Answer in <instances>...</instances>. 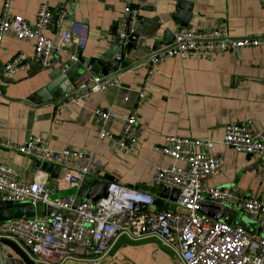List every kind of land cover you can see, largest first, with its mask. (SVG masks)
<instances>
[{
  "label": "crops",
  "instance_id": "obj_1",
  "mask_svg": "<svg viewBox=\"0 0 264 264\" xmlns=\"http://www.w3.org/2000/svg\"><path fill=\"white\" fill-rule=\"evenodd\" d=\"M132 1L139 20L133 36L135 41L125 46L117 72L108 75L117 77L119 85L94 93L79 103L61 105L73 95L75 81L83 72L82 66L70 63L65 54L52 53L45 67L31 63L26 69L3 77L4 66L14 56L24 53L30 58L33 52L30 42L19 41L11 35L3 36L0 49V141L21 146L29 137H39L52 150L92 153L101 169L89 179L86 188L93 181L109 177L130 189L156 197L162 190L152 185L154 169L166 168L172 161L153 148L162 145L166 137L210 140L215 142L211 153L221 159L222 171L207 180V185L264 200V188L258 180L261 157L236 152L220 144L228 125L264 130V45L209 58L176 57L156 65L146 99L136 111L138 138L128 151L99 140L93 118L95 110L109 108L115 117L108 129L113 135L119 134L123 120L136 107L137 93L150 57L157 48L165 46L162 43L165 33L172 35L176 28H182L179 21L173 19L180 2L191 8L188 29L211 30L220 24L230 38H264V0ZM2 3L0 0V9ZM41 4H47L53 15L64 11L65 25L73 21L88 25L82 58L93 62L98 72L102 71L99 62L115 61L122 13L119 0H11L10 13L34 22ZM42 34L45 37L52 35L50 30H44ZM67 47L72 48L70 44ZM67 71L70 75L65 84L61 78ZM58 81L59 88L54 90ZM41 90L53 95L55 102L29 103L28 99ZM0 164L16 171L24 182L33 179L37 168V162L32 158L5 148H0ZM48 189L54 199L77 193L75 188L51 177ZM171 204L164 200L162 208L170 209ZM1 245L23 260L9 244ZM87 264L178 263L172 253L155 240L130 242L121 238L109 255Z\"/></svg>",
  "mask_w": 264,
  "mask_h": 264
},
{
  "label": "built area",
  "instance_id": "obj_2",
  "mask_svg": "<svg viewBox=\"0 0 264 264\" xmlns=\"http://www.w3.org/2000/svg\"><path fill=\"white\" fill-rule=\"evenodd\" d=\"M122 5L118 51L115 61L123 60V51L138 27V11L132 0H119ZM264 5V1H263ZM11 0H3L0 9V49L2 38L32 44V56L18 53L4 68L3 77L26 69L31 63L45 67L52 53L67 56L72 64L82 66L75 81L74 95L62 106L85 101L94 93L118 86L117 77L102 76L93 62L84 60L82 52L88 38V25L73 21L65 25L64 11L53 15L47 4H41L34 22L11 15ZM50 30L51 37H45ZM68 44L72 48H68ZM264 45V38H230L223 25L211 30L176 28L169 45L156 49L150 57L146 75L137 93L135 109L123 120L118 135H113L109 123L113 112L98 109L93 112L97 138L130 150L136 144L137 108L147 96L153 68L171 59L188 57L209 58L242 48ZM225 147L247 155H258L262 161L259 180L264 188V130L253 131L244 125H228L220 142ZM215 142L192 138L166 137L153 150L170 158L174 164L154 169L151 182L160 190L177 191L174 209L157 208L154 196L110 182L106 197L97 201H82L76 195L51 198L48 189L50 175L39 167L33 179L24 182L16 171L0 164V195L2 201L27 205L34 216L0 222V244H10L31 264H65L67 261L95 263L109 255L121 238L130 242L155 240L172 253L178 264H264V200L240 196L229 189L211 188L205 182L222 171L221 159L211 153ZM0 148L13 150L38 162L52 165L57 180L77 191L85 187L101 169L94 154L80 150H52L39 137H29L16 146L0 141ZM213 202L237 209L255 227L227 224L199 212L203 202ZM145 206L144 210L140 206ZM53 207V217H46ZM41 208V214L37 213ZM239 222V221H238Z\"/></svg>",
  "mask_w": 264,
  "mask_h": 264
},
{
  "label": "water",
  "instance_id": "obj_3",
  "mask_svg": "<svg viewBox=\"0 0 264 264\" xmlns=\"http://www.w3.org/2000/svg\"><path fill=\"white\" fill-rule=\"evenodd\" d=\"M178 12L173 16L174 20L179 21V26L182 28H186L189 25V22L192 18L191 8L189 5L180 2L178 5ZM135 41L134 37L129 38L128 44ZM172 41V35L170 33H165L162 43L164 45H169ZM98 65L102 68L101 75L108 76L111 72H117L120 64L116 61H108V62H99ZM70 75V72L67 71L64 73V77L61 80L62 82H66V78ZM66 84V83H65ZM54 90H58L59 81L55 83ZM74 90V88H73ZM74 95V92H73ZM72 95V96H73ZM71 97V96H70ZM54 96L48 95L47 90H41L34 94L32 97L28 99V102L34 105H44V104H52L55 102ZM37 167L40 166L41 169L45 170L52 179L57 178V170L52 168V165L42 163L39 165L37 162ZM113 180L109 177H105L103 180L93 181L91 185L86 188H80L76 196L82 201H97L101 198L106 197V190L108 185ZM178 192L172 191L168 192V190H162V192L154 198L153 208L154 211L157 208H162L164 200H169L170 202H174L177 198ZM141 210L145 209V206H140ZM199 212L207 215L215 220L226 222L227 224L232 223L233 225L242 226L244 229L252 232L245 224L234 221L232 222L233 210H229L227 207L222 206L218 203L213 202H203L199 208ZM55 214V209L53 207L47 208L44 215L46 217H53ZM34 216V211L29 209L27 205H13L10 202L1 201L0 202V222L9 221L11 219H27L32 218ZM0 264H26L22 259L16 257L13 253L7 252L2 245L0 244Z\"/></svg>",
  "mask_w": 264,
  "mask_h": 264
},
{
  "label": "rangeland",
  "instance_id": "obj_4",
  "mask_svg": "<svg viewBox=\"0 0 264 264\" xmlns=\"http://www.w3.org/2000/svg\"><path fill=\"white\" fill-rule=\"evenodd\" d=\"M164 156V155H163ZM170 159V158H169ZM171 160V159H170ZM172 161V160H171ZM172 164H174V162L172 161ZM171 164V165H172ZM258 180H259V172H258ZM259 182H260V180H259ZM206 184H207V181L205 182ZM170 209H174L175 208V206H174V204H171V207H169ZM37 213L40 215L41 214V208H38V210H37ZM232 222H234V221H239V222H241V223H243V224H245V225H247V226H250V227H255V225L253 224V223H251L246 217H244L243 215H242V213L241 212H239L237 209H235V210H233V216H232ZM230 224H232V223H230ZM148 242V241H147ZM131 245H133V244H131ZM167 256H170V255H168L167 254ZM173 263H175L174 262V259H173ZM67 264H87V263H78V262H72V261H68V263Z\"/></svg>",
  "mask_w": 264,
  "mask_h": 264
},
{
  "label": "trees",
  "instance_id": "obj_5",
  "mask_svg": "<svg viewBox=\"0 0 264 264\" xmlns=\"http://www.w3.org/2000/svg\"><path fill=\"white\" fill-rule=\"evenodd\" d=\"M10 245V244H9ZM10 247L12 248V249H14L11 245H10ZM15 250V249H14ZM16 251V250H15ZM16 253H18L17 251H16ZM18 255L19 256H21L22 257V255L20 254V253H18ZM23 258V257H22ZM23 260L27 263V264H31L30 262H28L27 260H25L24 258H23Z\"/></svg>",
  "mask_w": 264,
  "mask_h": 264
}]
</instances>
